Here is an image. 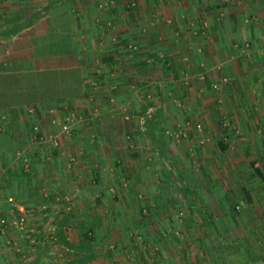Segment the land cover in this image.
<instances>
[{
  "label": "rangeland",
  "instance_id": "rangeland-1",
  "mask_svg": "<svg viewBox=\"0 0 264 264\" xmlns=\"http://www.w3.org/2000/svg\"><path fill=\"white\" fill-rule=\"evenodd\" d=\"M131 1L135 6L129 8ZM76 2L88 25L83 34L95 49L84 82L87 94L71 112L52 116L47 130L33 128L27 143L9 141V202L0 206V264H63L73 257L55 239L57 222L70 208L83 224L70 217L76 225H65L69 240L75 243L81 227L92 225L88 234L99 262L112 253L115 257L128 246L109 235L123 234L126 245L139 240L135 218L146 220L151 230L157 227L151 223L155 218L198 220L181 186L199 196L214 217L215 227L204 226L203 237L215 232L227 241L224 249L263 264L264 0ZM20 3L21 8L27 2ZM153 5L174 8L181 32L179 27L170 32L175 36L170 44L189 46L162 48L165 54L156 57L145 51L141 41L155 25L150 21H171L150 16ZM205 41L214 47L212 54L201 47ZM123 70L131 74L125 83L132 88L126 111L119 97ZM146 104L154 106L143 111ZM148 120L153 121L146 125ZM244 121L247 126L241 127ZM74 122L79 126L73 128ZM184 132L191 134L189 143L182 141ZM241 135L250 141L235 150L232 137ZM219 142L228 151H221ZM227 158L232 161L226 163ZM213 163L224 173L215 178L216 194L207 191L211 182L203 176ZM176 225L180 230L182 224ZM176 232L181 247L204 241Z\"/></svg>",
  "mask_w": 264,
  "mask_h": 264
},
{
  "label": "crops",
  "instance_id": "crops-1",
  "mask_svg": "<svg viewBox=\"0 0 264 264\" xmlns=\"http://www.w3.org/2000/svg\"><path fill=\"white\" fill-rule=\"evenodd\" d=\"M20 1L0 0V30L10 31L18 27L17 31L11 35H0V206L3 205L1 202H9V141H18L21 144L27 143L32 138L31 131L33 128L47 130L46 128L50 125L52 116L61 118L62 114L71 112L75 104L79 103L81 95L87 94L84 82L90 76L92 70L88 61L93 60L90 54L94 49L92 47L93 40L86 37L87 34H83L88 25L82 23L81 16L83 15L75 9L76 0H71V2L69 0H47V3L44 0H24L27 3L21 8L22 3ZM216 3L218 2H213V5ZM167 7L162 9L160 6H154L150 10V7L148 8L150 16H158L155 17L156 20L159 19V16L162 18L169 16L171 19V21L169 20L170 24L166 21H156L152 24L153 21H150V25H155L154 27H148L151 28L149 36L143 39L141 44L145 51L149 50L152 53V56L160 53L165 54L160 50L162 48L172 50L174 47L186 48L189 46L181 42L178 43V46L174 44V47L170 44V41H173L175 37L170 32L179 27V30L176 31L180 34L181 28L176 24L178 16L174 12V8L168 10L165 9ZM177 9H181L178 4ZM34 12L37 17L25 19L26 14L30 15ZM151 19L154 18L151 17ZM239 24L241 22L237 25ZM126 31L133 30L129 28ZM135 36L143 38L144 34L136 33ZM242 37L240 40H243ZM147 39H149V42ZM205 46L210 48L208 52L212 54L214 47L210 42L205 41V44L201 47ZM164 61L169 64L168 60ZM108 70H106V73ZM130 75L126 70H123L121 75L123 82L120 85L123 86L119 88V97L124 99L121 103L122 111L130 108L126 97L132 88L130 89L125 85L126 81H129L127 79ZM83 100L85 99L83 98ZM148 106L153 107L154 104H148ZM148 106L146 104L144 108L147 109ZM61 110L63 113L60 112ZM244 124L246 125H239L241 127L247 126L245 121ZM76 126H79V122L72 124L73 128ZM187 133L184 132V135ZM190 135L187 134L185 138H182V141L189 143ZM235 137H232L235 150H237L239 144L242 145L250 141V138L242 135ZM226 151L228 150L225 149L224 152ZM233 154L236 155L235 152ZM229 160L232 161L231 158H227L226 163ZM215 164L217 163L212 164L214 167H211L210 164L203 174L205 180L207 176V179L211 182V185L207 186L206 189L207 191L211 190L213 194L218 193L216 183L219 181L215 180L216 176L222 177L224 175L222 171L215 167ZM218 165H220V159ZM242 171H245V174L248 170L243 168ZM174 219L167 217L155 218L157 222L152 221L151 223L156 224L157 227L155 230H151L146 220L135 218L134 220L139 226L136 230V233L140 235L139 240L126 245L127 240H124L123 234L121 236L115 234L118 238L115 235H109L112 241L116 239L123 240L124 242L121 241L123 246L128 247L123 250L119 249L115 257L114 253H106V256L109 254L110 256L105 259L100 258V262L99 257L95 254V259L87 264H117V262L112 261H118V264H253L246 255L233 254L230 251L231 249L221 247L219 241L221 237L219 235L216 237L215 232H213V237H203L204 226L200 217H198V222L195 221L197 218L190 216L185 219L181 218L182 220ZM210 220L213 222L214 217H211ZM178 222L182 224L180 230L178 229L179 226L176 225ZM176 231L181 232L182 235L184 234L183 236H187V239L193 238L195 235L198 240L203 237L204 241L197 244L188 241L187 246L184 244L181 247L178 236L175 235ZM106 238L108 237H103V239ZM211 238L217 240L219 246L210 244L213 241ZM115 243L117 244V242ZM204 243L207 244L205 247H203ZM214 243L216 242L214 241ZM200 245H202V248ZM70 251L75 253L73 257L79 255L73 250ZM203 253H206V255H202ZM193 254H197V256L195 257Z\"/></svg>",
  "mask_w": 264,
  "mask_h": 264
},
{
  "label": "trees",
  "instance_id": "trees-1",
  "mask_svg": "<svg viewBox=\"0 0 264 264\" xmlns=\"http://www.w3.org/2000/svg\"><path fill=\"white\" fill-rule=\"evenodd\" d=\"M18 27H15L13 29H11L10 31H5V30H0V35H5V34H13L17 31ZM153 56H157L156 54H154ZM167 64V62L164 63V65ZM170 65V64H169ZM168 68V66H167ZM263 99H264V90H263ZM146 108H143V111H145ZM152 119V118H150ZM153 120H148L146 125H148L149 123H151ZM219 146H220V150L221 151H225L226 149V144L224 142H219ZM256 172L257 174H259L260 176L262 175L261 172L257 169ZM183 190L184 195H187L188 200H189V204H190V208H195V210L197 211L198 217H200L201 219V223L203 224V226H207L208 224L214 226V223L210 220L211 216L209 211L206 208V205L204 203L201 202V198L199 196H197L193 191L191 192V190H189V188H186L182 186L180 187ZM248 199V198H247ZM53 200V199H52ZM197 208V209H196ZM231 210L234 211V207L231 204ZM195 211V212H196ZM70 217H73L74 219H77V223L79 221V223L83 224L81 221V219H78V217H75V215L73 214V211L71 210V208L68 210V212H66L63 217L57 222V226L55 229V234H56V241L65 246L66 248L75 251L77 254V256L65 261L63 264H87L88 262L92 261L93 259H95V251L93 249V246L91 245L90 242V237L88 233L93 232L94 228L92 225H90V228H83V226L81 227L79 232V237L77 238L76 242H71L68 238V234H67V228L66 226H71L70 228H73V225H76L75 222L73 224L69 223V219ZM87 229V230H86ZM213 230V229H212ZM221 239V238H220ZM221 242L223 245V248H226L227 241H224L223 239H221Z\"/></svg>",
  "mask_w": 264,
  "mask_h": 264
},
{
  "label": "built area",
  "instance_id": "built-area-1",
  "mask_svg": "<svg viewBox=\"0 0 264 264\" xmlns=\"http://www.w3.org/2000/svg\"><path fill=\"white\" fill-rule=\"evenodd\" d=\"M134 6H135V2L134 1H131V3L128 5L129 8L134 7ZM63 128L66 129V125H64Z\"/></svg>",
  "mask_w": 264,
  "mask_h": 264
}]
</instances>
